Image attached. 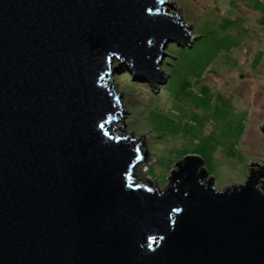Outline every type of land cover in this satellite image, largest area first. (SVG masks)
<instances>
[{"label":"water","instance_id":"95a60500","mask_svg":"<svg viewBox=\"0 0 264 264\" xmlns=\"http://www.w3.org/2000/svg\"><path fill=\"white\" fill-rule=\"evenodd\" d=\"M165 2L0 0V264H264V165L219 190L191 156L150 190L115 134L114 61L157 89L191 39Z\"/></svg>","mask_w":264,"mask_h":264},{"label":"rangeland","instance_id":"374dc122","mask_svg":"<svg viewBox=\"0 0 264 264\" xmlns=\"http://www.w3.org/2000/svg\"><path fill=\"white\" fill-rule=\"evenodd\" d=\"M164 1L191 36L162 50L167 82L154 89L131 66H112L126 132L118 121L115 134L142 137L135 186L164 191L191 156L215 188L242 185L264 165V0Z\"/></svg>","mask_w":264,"mask_h":264}]
</instances>
